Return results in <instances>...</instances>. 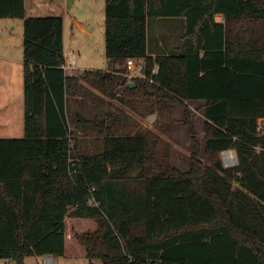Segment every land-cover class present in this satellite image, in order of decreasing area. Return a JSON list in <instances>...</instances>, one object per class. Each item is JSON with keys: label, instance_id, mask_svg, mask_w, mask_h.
<instances>
[{"label": "trees", "instance_id": "1", "mask_svg": "<svg viewBox=\"0 0 264 264\" xmlns=\"http://www.w3.org/2000/svg\"><path fill=\"white\" fill-rule=\"evenodd\" d=\"M24 15V0H0V18L23 19L24 109V136L0 138V259L64 255L70 219L95 223L76 248L102 264H264V0H104L108 68L84 73L140 116L203 101L207 162L186 113L187 171L139 124L117 134L118 118L97 111L70 118L102 137L97 151L76 150L67 97L80 76L62 67L63 19ZM157 17H183L184 31L152 56ZM128 58L144 61L145 76L125 75ZM232 148L239 164L225 168L219 154Z\"/></svg>", "mask_w": 264, "mask_h": 264}, {"label": "rangeland", "instance_id": "2", "mask_svg": "<svg viewBox=\"0 0 264 264\" xmlns=\"http://www.w3.org/2000/svg\"><path fill=\"white\" fill-rule=\"evenodd\" d=\"M33 5L27 4L26 17H41L50 15L53 7L59 8L60 13L74 14L81 18L84 23V32L81 38L83 41L88 39V29H90V11L95 8V0H73L71 5H67V0H34ZM58 12V13H59ZM104 17V16H103ZM14 20L12 24L0 26V138H22L24 136L23 128V49H22V33L23 19L10 18ZM217 21L222 22L221 16H215ZM7 22V21H5ZM79 22V21H78ZM86 23V24H85ZM80 24V22H79ZM101 27L97 31L100 35V41L104 42V23L101 22ZM184 31L183 17H157L149 20L147 27V48L151 49L153 43L158 39V35L165 45H176L179 43V37ZM7 38V39H6ZM87 45L79 50L78 64L87 63L95 65L96 68H106V56L104 50L96 53L98 50L94 40L87 41ZM76 45V44H75ZM94 45L93 53H90L87 48ZM86 48V49H85ZM76 52V51H75ZM140 61V60H139ZM125 68V65H123ZM126 69V68H125ZM127 72H130L127 69ZM136 73V70H134ZM80 74L78 84L80 100L71 102V97H68L67 102V117L71 125V129L75 132L71 139L76 142V150L84 152L97 151L101 145L102 137L97 136L93 130L89 128L74 127L70 118L75 111L83 117L88 116L90 111L89 98L92 96V89L95 91L93 95L99 96L101 91L94 86L92 74L83 72L85 77ZM103 96V95H101ZM118 96V95H117ZM117 96L109 98L108 105H104V109L110 112L111 116L117 117V134L122 133L121 124L125 123L126 131L133 132L134 125L139 124L140 129L149 132V136L155 139V149L166 148L168 160L172 166L181 170L187 171L191 164L192 142L189 129L184 123L185 114L189 115V123L193 127V133L199 141L200 160L202 164L207 162L204 151V135H205V118L202 112L201 103L195 101H185V106L175 103L171 106L170 113L164 116H158L157 113L140 116L136 112L124 107L118 102ZM96 99V97H95ZM91 102V101H90ZM105 111V110H104ZM234 151L235 160L232 163H227L224 158V153L219 154V158L225 168L236 167L239 164L238 155L234 148L228 149ZM234 187L236 186L233 183ZM80 221V222H79ZM67 220V241L65 246V254L54 256L53 260L44 259L43 256H27L24 258V264H102L99 259L89 260L84 255V250L81 245L78 247L75 241V234L82 231H89L95 228V223H90L82 220ZM78 250H80L78 252ZM82 252V253H81ZM0 264H16L10 259H0Z\"/></svg>", "mask_w": 264, "mask_h": 264}, {"label": "crops", "instance_id": "3", "mask_svg": "<svg viewBox=\"0 0 264 264\" xmlns=\"http://www.w3.org/2000/svg\"><path fill=\"white\" fill-rule=\"evenodd\" d=\"M33 1L34 0H24L25 14H26L27 4L29 3V4L33 5V3H34ZM95 4H96L95 8H93L89 14L90 24H88V25H89L90 29H88V33H87L88 39H86V40L92 41V39H93L94 43L97 44V48H98L96 53H100L101 50H104V42L100 41V35H98L97 31H99V29L102 25L101 24L102 20L104 23V17H103L104 16V0H95ZM58 12H59V8L53 7L52 12L49 13L50 15H45V16H57V15H59L63 19L64 62H65V64H68V62L73 61V68L69 67L67 69H64L65 73L67 75H77L76 73L82 72L81 77H85L83 75L84 71H90L92 73L97 72V71H107V68H108V59L107 58H106V62H105L106 63L105 69L96 68L95 65H92L89 63H87V65H83L85 63H81L80 65H77L78 64L77 63L78 62V55H80L79 50L82 47H85L88 43L87 41H83V42L81 41V40H83V38H81V36H82V33L84 32V23L82 22L81 18L77 15H74V14L69 15L68 13L65 14V13H60V12L58 13ZM215 16H221L223 18V16L221 14H216ZM24 17H26V16L24 15ZM5 21H7V22H5ZM78 21L80 22V24ZM215 21H217V20L215 19ZM222 22H224V18H223ZM12 23H14V20H11L10 18H0V26H3L5 24H12ZM160 38H161V35H158V39L153 43V47L151 49L147 48V53L149 55L155 56L158 53H161V52L168 53V51H170V50L165 48V44H164L163 40ZM147 42H148V38H147ZM177 45L178 44L170 45L169 47L170 48H172V46L177 47ZM87 49L90 53H93L94 45L93 46L91 45V48H87ZM135 62H136L135 65L129 69L130 72H127V74H125L128 78L141 76L139 73V70L141 69V64H142L143 60H140V61L136 60ZM137 63H139L140 66H138ZM113 67L115 69H119V68H123V65L121 66L119 64H115ZM134 70H136V73H134ZM78 75H80V74H78ZM92 75H94V74H92ZM94 86H96V85H94ZM79 88L78 87L73 88L72 93L68 95V97H71V102H73V103L77 99L78 100L82 99L81 95H79V93H80ZM96 88L99 89L98 86H96ZM92 91L95 93V91L93 89H92ZM93 92H92V94H91L92 96H90L89 102H88L91 106L89 114L94 113V111H97V113L98 112L101 113L100 114L101 116L106 115V114H110V112H108V110L104 109V105L105 104L108 105V101H110V100L106 96H101L102 94H99V96L93 95L94 94ZM68 97H67V102H68ZM95 97H96V99H95ZM192 101L199 102L201 104L203 103V101H201V100H192ZM23 112H24V109H23ZM202 112H203V110H202ZM74 114H77V112L75 111ZM23 119H24V117H23ZM45 256H47L49 260H53V257H54L52 255H44L43 256L44 259H46Z\"/></svg>", "mask_w": 264, "mask_h": 264}, {"label": "built area", "instance_id": "4", "mask_svg": "<svg viewBox=\"0 0 264 264\" xmlns=\"http://www.w3.org/2000/svg\"><path fill=\"white\" fill-rule=\"evenodd\" d=\"M135 61H136V60H134V59L128 58V59L126 60V67H127V69H130L132 66H134L135 63H136ZM137 65L140 66L139 63H137ZM62 67H63V69H67V68H69V67H70V68H73V61L68 62V64H65V62H64L63 65H62ZM157 72H158V65H157V64H154V65L152 66V68H151V73H152L153 75H155ZM149 80L152 81L151 78H150ZM117 95L119 96V94H117ZM228 151H229V150L223 151V153H226V152H228ZM45 258L48 259L47 256H45Z\"/></svg>", "mask_w": 264, "mask_h": 264}, {"label": "water", "instance_id": "5", "mask_svg": "<svg viewBox=\"0 0 264 264\" xmlns=\"http://www.w3.org/2000/svg\"><path fill=\"white\" fill-rule=\"evenodd\" d=\"M72 1L73 0H67V5L70 6ZM139 73L141 76H145V74H146L144 61L141 64V69L139 70ZM132 85H133L132 83L129 84V86H132Z\"/></svg>", "mask_w": 264, "mask_h": 264}]
</instances>
